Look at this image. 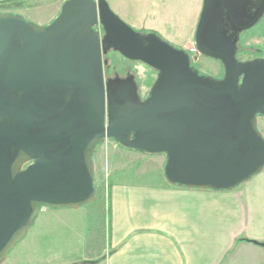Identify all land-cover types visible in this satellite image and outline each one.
Wrapping results in <instances>:
<instances>
[{"label": "water", "instance_id": "obj_1", "mask_svg": "<svg viewBox=\"0 0 264 264\" xmlns=\"http://www.w3.org/2000/svg\"><path fill=\"white\" fill-rule=\"evenodd\" d=\"M249 0H203L189 56L122 21L106 0H66L48 25L0 13V264L43 207L96 196L94 154L112 140L164 154L170 185L234 190L264 169V60L237 63L230 29L250 28ZM114 51L156 71L140 101L132 74L104 76ZM218 60L216 80L191 67ZM264 248V243H258Z\"/></svg>", "mask_w": 264, "mask_h": 264}, {"label": "crops", "instance_id": "obj_2", "mask_svg": "<svg viewBox=\"0 0 264 264\" xmlns=\"http://www.w3.org/2000/svg\"><path fill=\"white\" fill-rule=\"evenodd\" d=\"M106 1L132 28L180 49L194 45L203 0ZM100 147V175L106 165L108 176L105 187L95 184L94 204L40 210L47 218L87 213L103 242L96 264H264L254 243H264V169L232 191L189 189L167 182L164 154Z\"/></svg>", "mask_w": 264, "mask_h": 264}, {"label": "rangeland", "instance_id": "obj_3", "mask_svg": "<svg viewBox=\"0 0 264 264\" xmlns=\"http://www.w3.org/2000/svg\"><path fill=\"white\" fill-rule=\"evenodd\" d=\"M12 1L20 2L23 5L21 7H2L3 4H9ZM65 1L0 0V13L19 14L26 21L48 25L58 16L61 6ZM116 15L120 18L118 14ZM185 18L186 15H183L182 19ZM260 30H264V20H262L258 29L244 35L240 43L241 49L238 58H246V56L253 55L258 47L260 48L264 45V34H260ZM136 31L140 33L141 30ZM157 34L163 41H166L159 33ZM171 45L176 47L173 44ZM247 48L253 53H245L244 50ZM105 58L107 61L104 67L105 78H113L116 74L119 77H125L128 73L132 74L138 88L139 99L142 101L155 80L156 71L141 62L127 60L114 51L108 52ZM191 66L195 67L202 76L208 75L217 78L218 63L213 59L200 55L197 61H191ZM258 130L264 137L263 116H258ZM107 141L109 144L113 142L109 139ZM100 150L101 147L99 146L95 151L93 160L96 174L95 184L99 188H103L107 185V182L104 176L101 177L100 175ZM96 204L99 203L96 202ZM80 212L83 211L75 213L79 215H76L74 218L73 215L71 218H69V215H67L68 218H47L44 214L39 213L40 215L38 214L27 235L8 254L3 264H91L90 262L94 261L98 263L99 260H92L91 257L103 245L102 239L94 236V228L96 230L97 227L96 223L91 228L88 224L89 217L86 218L87 213ZM98 214H100V211H98Z\"/></svg>", "mask_w": 264, "mask_h": 264}, {"label": "flooded vegetation", "instance_id": "obj_4", "mask_svg": "<svg viewBox=\"0 0 264 264\" xmlns=\"http://www.w3.org/2000/svg\"><path fill=\"white\" fill-rule=\"evenodd\" d=\"M262 2H263V0H249L248 1L246 14L248 15L249 18H252L255 15L256 11L258 10V8H259V6H260V4ZM262 20H264V11L262 12L261 16L257 19V21L250 28H248L246 30H242V31H237V30H233V29H230L228 31L227 34L230 37V39H234V38L236 39V49H235L234 57H235V61L237 63L251 62V61H254V60H264V45L261 46L260 48L258 47L257 51L254 52V53L252 51L248 50V48H247V49L244 50V52L245 53L246 52H251V53H253V55L246 56V58H238V54H239V51L241 49L240 48V43H241L242 38L244 37L245 34L251 32V31L253 32L256 29H258L259 26H260V23L262 22ZM261 33L264 34V30H260V34ZM105 57H106V55L102 57L103 60H104V67L106 66V63H107ZM214 61H216L218 63L217 78L216 77H212V76H209V77H212V78H214L216 80H221L223 78V76H224L223 65L218 60H214ZM192 68L196 69L195 67H192ZM205 76H208V75H205ZM146 96H145V98H146Z\"/></svg>", "mask_w": 264, "mask_h": 264}, {"label": "trees", "instance_id": "obj_5", "mask_svg": "<svg viewBox=\"0 0 264 264\" xmlns=\"http://www.w3.org/2000/svg\"><path fill=\"white\" fill-rule=\"evenodd\" d=\"M11 4V5H10ZM23 4H21L20 2H14V1H12V3H9V4H6V5H2V7H11V6H13V7H21ZM140 33H142V34H155L158 38H160L161 40H162V38L157 34V33H155V32H153V31H150V30H141L140 31ZM129 150H131V149H129ZM141 153H144V152H141ZM144 154H147V153H144ZM81 263H85V262H81ZM91 264L92 263H97L96 261H94V262H90Z\"/></svg>", "mask_w": 264, "mask_h": 264}, {"label": "built area", "instance_id": "obj_6", "mask_svg": "<svg viewBox=\"0 0 264 264\" xmlns=\"http://www.w3.org/2000/svg\"><path fill=\"white\" fill-rule=\"evenodd\" d=\"M186 52L192 56L195 55L197 53L196 47L195 45H192L191 47L187 48ZM108 142L107 140H105L104 144ZM114 142V141H113ZM115 143V142H114ZM116 144V143H115ZM107 176H108V170H107V166L105 165L104 168V179L107 180Z\"/></svg>", "mask_w": 264, "mask_h": 264}]
</instances>
